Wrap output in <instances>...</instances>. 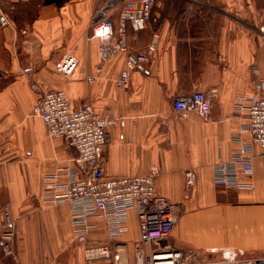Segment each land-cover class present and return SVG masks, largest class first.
I'll return each mask as SVG.
<instances>
[{"label":"crops","instance_id":"0c3cea01","mask_svg":"<svg viewBox=\"0 0 264 264\" xmlns=\"http://www.w3.org/2000/svg\"><path fill=\"white\" fill-rule=\"evenodd\" d=\"M106 2L0 0V227L6 205L16 220L15 257L0 251V264L109 262L86 259L85 245L73 232L69 204L43 202L45 178L71 165L76 156L33 113L41 94L56 90L64 91L75 107L89 104L125 120L124 127L108 132L105 175L146 176L158 169L156 192L180 213L165 243L202 259L219 250L261 254L264 155L256 150L254 173L244 178L254 183L252 193L220 190L213 175L215 166L240 147L234 137L248 113L236 103L254 96L257 83L264 81V0H156L143 30L127 24V51L102 60V41L93 37V27ZM111 13L117 27L118 12ZM154 38L155 54L130 66L129 59L146 53ZM68 53L78 58L79 66L63 77L55 67ZM26 68L32 72L25 74ZM125 70L129 86L119 87L116 80ZM214 89L208 119L195 112L183 119L174 111L175 97ZM188 172L195 178L187 193ZM223 193L231 198L221 197ZM88 239L93 246L123 247V263L133 264L140 240L136 212H130L121 241L109 240L102 221Z\"/></svg>","mask_w":264,"mask_h":264},{"label":"built area","instance_id":"2783aa9c","mask_svg":"<svg viewBox=\"0 0 264 264\" xmlns=\"http://www.w3.org/2000/svg\"><path fill=\"white\" fill-rule=\"evenodd\" d=\"M155 3L156 0H107L97 10L93 37L102 41L99 49L102 60L127 51V24L130 23L135 31L143 30L151 21ZM114 10L118 12L117 27L111 16ZM3 24H8L6 18H3ZM155 52L156 38L146 53L129 59V65L134 64L133 60L148 62ZM78 66V58L68 53L56 63L55 68L61 76L69 77ZM30 72L31 68L24 70L25 74ZM129 80V72L125 70L116 80V85L128 87ZM256 91L254 96L239 98L236 103L237 109L248 113L247 123L234 137L240 144L239 149L229 160L214 168L213 183L225 191L252 193L255 190L254 183L244 178H250L254 173L256 150L264 155V81L257 83ZM216 92L214 89L210 94L195 91L190 95L177 96L172 103L173 109L183 119L192 112L208 119ZM33 113L43 120L50 136L63 138L76 151L71 165L58 167L55 173L45 178L43 202L46 205L69 204L73 232L76 240L85 245L88 261L106 259L108 264H124L123 247L113 249L109 244L93 246L88 237L97 228V221H102L109 240L121 241L128 232L130 212L135 211L140 240L136 243L133 264H264V252L259 257L244 259L234 250H221L212 252L217 255L216 259H202L165 243L178 223L180 213L175 204L157 194L155 177L158 169H151L146 176L108 178L105 175L103 153L108 132L111 128L124 127V119L101 114L89 104L75 107L62 90L41 94ZM194 178V173H187V193L194 184ZM2 215L0 251L15 257L12 244L16 237V220L9 205L3 208Z\"/></svg>","mask_w":264,"mask_h":264},{"label":"rangeland","instance_id":"374dc122","mask_svg":"<svg viewBox=\"0 0 264 264\" xmlns=\"http://www.w3.org/2000/svg\"><path fill=\"white\" fill-rule=\"evenodd\" d=\"M220 189V188H219ZM220 190H223V189H220ZM223 191H225V190H223ZM225 192H227V191H225ZM230 194V193H229ZM221 197H223V198H231V196L230 195H227V194H221L220 195ZM224 199V200H225ZM219 251H221V250H219ZM238 252V251H237ZM241 258H244V259H251V258H255V257H259L261 254H258V255H243V254H238ZM217 255H210V257H209V259H211V258H214V259H216L217 257H216ZM199 257V256H198Z\"/></svg>","mask_w":264,"mask_h":264},{"label":"trees","instance_id":"16d2710c","mask_svg":"<svg viewBox=\"0 0 264 264\" xmlns=\"http://www.w3.org/2000/svg\"><path fill=\"white\" fill-rule=\"evenodd\" d=\"M55 2H57V3H60V1H62V0H54Z\"/></svg>","mask_w":264,"mask_h":264}]
</instances>
